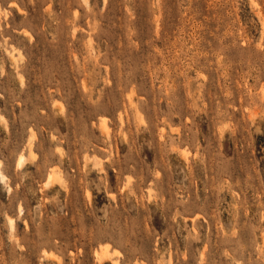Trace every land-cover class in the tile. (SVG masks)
<instances>
[{"label":"rangeland","instance_id":"374dc122","mask_svg":"<svg viewBox=\"0 0 264 264\" xmlns=\"http://www.w3.org/2000/svg\"><path fill=\"white\" fill-rule=\"evenodd\" d=\"M114 263L264 264V0H0V264Z\"/></svg>","mask_w":264,"mask_h":264},{"label":"bare ground","instance_id":"6f19581e","mask_svg":"<svg viewBox=\"0 0 264 264\" xmlns=\"http://www.w3.org/2000/svg\"><path fill=\"white\" fill-rule=\"evenodd\" d=\"M19 158H20V159H19V162H18V165H17V166L22 168V167L24 166V164L26 163L25 161H27V160H25L26 157L24 158V156H22V157L20 156ZM2 178H4V175H3V174H2ZM48 180H49V181H48V183H46V184H47V185H50V184L52 183V181L54 180L52 174H51L50 178L48 177ZM106 253H107V252H106ZM104 254H105V252H104ZM102 257H103V256H102ZM114 264H115V263H114Z\"/></svg>","mask_w":264,"mask_h":264}]
</instances>
